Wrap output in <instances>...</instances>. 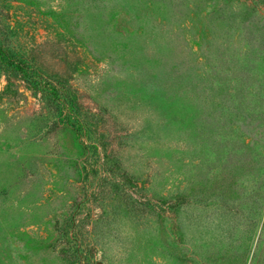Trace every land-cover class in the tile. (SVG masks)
I'll list each match as a JSON object with an SVG mask.
<instances>
[{
    "label": "rangeland",
    "instance_id": "obj_1",
    "mask_svg": "<svg viewBox=\"0 0 264 264\" xmlns=\"http://www.w3.org/2000/svg\"><path fill=\"white\" fill-rule=\"evenodd\" d=\"M0 46L80 121L0 56V264H264V0H0Z\"/></svg>",
    "mask_w": 264,
    "mask_h": 264
},
{
    "label": "trees",
    "instance_id": "obj_2",
    "mask_svg": "<svg viewBox=\"0 0 264 264\" xmlns=\"http://www.w3.org/2000/svg\"><path fill=\"white\" fill-rule=\"evenodd\" d=\"M4 49L0 46V56L5 67L14 75H19L24 79L28 85H30L35 91L42 94L45 101V106L49 113L58 117V121L64 124L72 125L75 127L80 124L78 114L79 110L77 105L71 96L65 92L63 87L54 84V81H47L35 68L31 66L29 62L18 60L13 54L3 52ZM69 226V227H68ZM71 227L73 228V219H67L64 223V232L69 235V238L76 243L77 234L74 229L70 232ZM70 232V234H69ZM79 246L76 244V251L78 252ZM80 264L84 263L79 257Z\"/></svg>",
    "mask_w": 264,
    "mask_h": 264
}]
</instances>
